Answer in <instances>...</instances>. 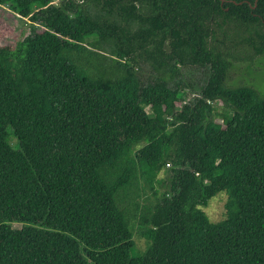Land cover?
<instances>
[{
    "label": "trees",
    "instance_id": "16d2710c",
    "mask_svg": "<svg viewBox=\"0 0 264 264\" xmlns=\"http://www.w3.org/2000/svg\"><path fill=\"white\" fill-rule=\"evenodd\" d=\"M9 4L34 25L0 45V264H264V96L226 85L264 0Z\"/></svg>",
    "mask_w": 264,
    "mask_h": 264
},
{
    "label": "rangeland",
    "instance_id": "374dc122",
    "mask_svg": "<svg viewBox=\"0 0 264 264\" xmlns=\"http://www.w3.org/2000/svg\"><path fill=\"white\" fill-rule=\"evenodd\" d=\"M54 3L58 6L61 0H54ZM33 25L21 19L11 4L0 6V45L13 47L30 34ZM231 65L226 81L227 86L248 85L264 96V56L256 57L252 61L233 60ZM144 72L146 75L149 74L147 68ZM206 73L207 70L197 68L181 69L182 82L190 86L183 92L184 103H192L194 99L201 96L200 90L206 82ZM162 177H165V174H162ZM227 199L226 193L220 192L208 201L206 207L201 209L211 223H219L225 218ZM13 227L20 228L21 225L14 224ZM134 240L136 250H143L145 246L143 240L137 237Z\"/></svg>",
    "mask_w": 264,
    "mask_h": 264
},
{
    "label": "built area",
    "instance_id": "2783aa9c",
    "mask_svg": "<svg viewBox=\"0 0 264 264\" xmlns=\"http://www.w3.org/2000/svg\"><path fill=\"white\" fill-rule=\"evenodd\" d=\"M52 5L55 6V7L59 6V5L57 6L56 3H54V0H52Z\"/></svg>",
    "mask_w": 264,
    "mask_h": 264
}]
</instances>
